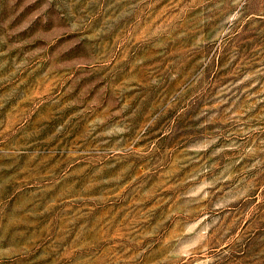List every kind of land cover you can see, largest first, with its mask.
Masks as SVG:
<instances>
[{"label": "rangeland", "instance_id": "1", "mask_svg": "<svg viewBox=\"0 0 264 264\" xmlns=\"http://www.w3.org/2000/svg\"><path fill=\"white\" fill-rule=\"evenodd\" d=\"M0 264H264V0H0Z\"/></svg>", "mask_w": 264, "mask_h": 264}]
</instances>
